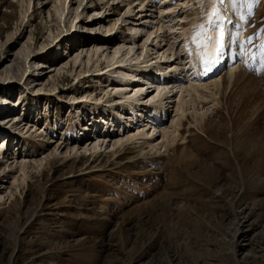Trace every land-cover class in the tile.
<instances>
[{
    "label": "rangeland",
    "instance_id": "1",
    "mask_svg": "<svg viewBox=\"0 0 264 264\" xmlns=\"http://www.w3.org/2000/svg\"><path fill=\"white\" fill-rule=\"evenodd\" d=\"M212 6L0 0V264H264L261 40L233 79L188 74Z\"/></svg>",
    "mask_w": 264,
    "mask_h": 264
},
{
    "label": "snow or ice",
    "instance_id": "2",
    "mask_svg": "<svg viewBox=\"0 0 264 264\" xmlns=\"http://www.w3.org/2000/svg\"><path fill=\"white\" fill-rule=\"evenodd\" d=\"M208 2L212 3L213 7L207 15L206 22L198 25L191 37V44L197 49L204 50L202 57L205 63L209 65L215 63L217 58L223 54L226 43L238 46L239 55L248 56L250 54L249 45H252L255 39H260L261 43L255 45L258 53L251 54L250 58L255 60L259 57L261 71H264V30L242 40L243 31L241 29L253 14L252 10L256 0H208ZM230 11L237 15L240 22L234 25L237 28L235 32H231L228 28V25L233 24Z\"/></svg>",
    "mask_w": 264,
    "mask_h": 264
},
{
    "label": "bare ground",
    "instance_id": "3",
    "mask_svg": "<svg viewBox=\"0 0 264 264\" xmlns=\"http://www.w3.org/2000/svg\"><path fill=\"white\" fill-rule=\"evenodd\" d=\"M242 30V29H241ZM243 31V30H242ZM244 40V39H243ZM209 51H211V49H209ZM236 54L238 55V52L236 51ZM225 55V50H224V52H223V54L222 55H220L218 58H217V60L219 59H221L222 60V57ZM159 58V57H158ZM217 60H216V62H217ZM202 62H201V73H203L202 74V76H201V78L203 79L204 77H210L211 75H213L216 71H217V69H218V67H219V64L221 63V66L223 65V61H221V62H219V63H212L211 65H209L208 63H205V61H204V59H202L201 60ZM238 62H239V60L237 59V62L234 64V65H237L238 64ZM190 67H192L193 69V74H195V75H197V78H199V75H200V72H199V70H197L196 68H197V65H195V61H194V59L192 58V60L190 59ZM166 64H168V63H166ZM198 64V63H197ZM242 65V64H241ZM224 66V65H223ZM233 66V65H232ZM236 67V66H235ZM169 69H171L172 67H168ZM168 68H166L165 70H168V72L167 71H165V72H162L161 74L163 75V77H165V76H169V73H171V72H169V69ZM238 68V67H237ZM237 68H235L232 72L230 71V75H229V77H228V79H233V77L232 76H234V74L236 73V70H237ZM242 68V67H241ZM190 69V68H189ZM147 71L146 72H143L144 73V75L145 76H150L149 74H151L152 75V73H151V71H153L152 70V68L150 67V68H147L146 69ZM232 70V69H231ZM163 71V70H162ZM172 71V70H171ZM167 72V73H166ZM158 74V73H157ZM238 74V73H237ZM179 78V77H178ZM152 80H154L155 81V78H153ZM177 80H179V79H177ZM133 81V80H132ZM131 81V84L132 83H134V82H132ZM151 81V80H150ZM201 81V80H200ZM137 82H139V80L137 81ZM218 82H215V83H213L214 85H216ZM152 84H153V82H152ZM180 86H182L181 84H179ZM155 87H157V86H155ZM179 87V86H178ZM139 89L138 88V86L137 87H135V89ZM150 88H153V86L151 85V87ZM136 89V90H137ZM158 89V90H157ZM157 91L159 92V97L160 96H162V92L160 91L161 90V88H160V86L158 85V87H157ZM188 89H189V87H188ZM190 90H196V89H194V88H192L191 87V89ZM197 92H198V94L200 95L201 93L198 91V90H196ZM138 93H139V91H138ZM190 93V92H189ZM137 101H139V100H137L136 99V101H131V102H127V103H129L130 105H134ZM132 107V106H131ZM168 113V112H167ZM154 136H156V135H154ZM5 144V143H4ZM163 147H165L166 148V150H165V152H167L168 150H169V146H163ZM2 148V152H4L6 149V145L5 146H3V147H1ZM140 153H141V156L143 155V151H145L146 150V148L144 147H141L140 149ZM139 152V151H138ZM5 153V152H4ZM0 154H2V153H0ZM150 153H148V154H146V155H149ZM146 155H143V156H146Z\"/></svg>",
    "mask_w": 264,
    "mask_h": 264
}]
</instances>
